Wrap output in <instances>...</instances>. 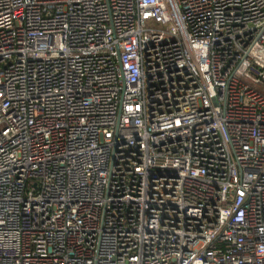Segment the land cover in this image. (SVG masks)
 <instances>
[{"label":"built area","instance_id":"built-area-1","mask_svg":"<svg viewBox=\"0 0 264 264\" xmlns=\"http://www.w3.org/2000/svg\"><path fill=\"white\" fill-rule=\"evenodd\" d=\"M0 264H264V0H0Z\"/></svg>","mask_w":264,"mask_h":264}]
</instances>
